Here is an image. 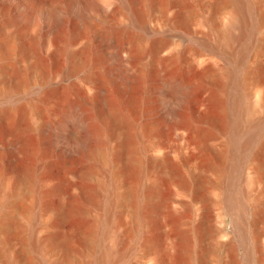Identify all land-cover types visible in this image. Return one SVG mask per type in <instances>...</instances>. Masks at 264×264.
Returning a JSON list of instances; mask_svg holds the SVG:
<instances>
[{
    "label": "rangeland",
    "instance_id": "obj_1",
    "mask_svg": "<svg viewBox=\"0 0 264 264\" xmlns=\"http://www.w3.org/2000/svg\"><path fill=\"white\" fill-rule=\"evenodd\" d=\"M175 1L188 7L185 22ZM251 5L242 104H251L253 111L241 118L244 131L253 120L264 119V0ZM138 8L145 12L146 29L120 13L96 23L99 34L86 36L83 49H71L89 51L81 60L98 78L95 92L80 81L85 68L69 76L71 62L47 44L42 47L44 37L28 32L15 41L23 51H0V107L11 108L10 116L0 119V200L7 193L17 199L4 217L13 224L0 229L7 249L0 264H99L102 248L119 247V256L101 264H264V151L256 148L229 184V125L236 116L225 83L229 64L218 58L219 73L211 79L196 61L208 51H239L242 42L226 38L236 5L231 0H147ZM5 15L0 0V42L13 31ZM156 45L181 51L182 57H153ZM116 51L131 55L130 85L121 81ZM169 77L188 86L185 104L164 86ZM107 105L123 112L137 130L148 129L137 143L143 166L138 180L119 155L125 131L114 125ZM73 111L101 127L105 139L93 141L90 150L106 151V160L88 151L72 154L77 145L69 139ZM87 136L83 132V139ZM150 161L157 163L149 166ZM28 171L35 176L34 190L17 185ZM112 174L122 196L108 207L110 189L102 184ZM133 186L137 204L125 196ZM239 198L247 205L243 215L235 205ZM29 235L37 250L27 247ZM53 239H63L68 251L52 249Z\"/></svg>",
    "mask_w": 264,
    "mask_h": 264
},
{
    "label": "bare ground",
    "instance_id": "obj_2",
    "mask_svg": "<svg viewBox=\"0 0 264 264\" xmlns=\"http://www.w3.org/2000/svg\"><path fill=\"white\" fill-rule=\"evenodd\" d=\"M142 1L145 2L147 0H1V5L6 13L5 25L11 27L13 31L9 39L0 42V51H23L15 41L27 36L28 32L35 36V38L44 37V42L40 43L42 47L47 44L54 51H59L65 55L71 62L69 76L78 72L80 68H85L84 72L86 73H84L80 81L85 89L95 92L99 84L98 78L88 68L87 63L81 60V56L89 51H71V49L74 47L83 49L86 46V36L91 33L99 34L95 26L96 23L103 24L109 19L112 20L120 13L126 15L134 25L146 29L145 12L138 8V4ZM231 2L236 5V18L228 24L226 38L228 42L231 40L242 42L239 51H208L206 54H200L196 60L203 66L202 74L211 77V79H215L219 73L214 67V63H216L218 58H224L229 64L224 72L225 83L232 94L229 102L230 110L236 114L232 124L229 125L231 132L228 143L230 185L234 183V178H237L234 175L240 174L247 158L254 156L255 149L258 148L261 152L264 151V119L253 120L249 127L245 128V131L242 128L241 120L244 114H251L253 111L251 104H242L245 99L244 87L247 80V72L244 65L250 53V45L246 41L253 33L250 20L253 6L251 5V0H231ZM174 4L183 7V10H181L183 12L179 15V19H181V22H185L188 7L182 1H175ZM160 11L161 15H164L167 10L162 8ZM70 22H72V27L69 26ZM57 35H59L60 39L56 38ZM164 50L165 46L156 45L155 51H152L153 57H159L165 53L168 59L182 57L181 51ZM116 56L119 58V65L122 71H124L121 81L127 85L132 84L134 75L127 69V63L131 55L128 51H116ZM163 82L167 89L179 94L180 100L184 104L188 101L189 88L186 84L172 77L164 79ZM96 94L99 95V93ZM131 106H134V104ZM10 109L9 107H0V119L9 117L11 114ZM107 111L114 125L125 131L119 155L126 159L127 167L132 172L134 179L138 180L143 174V166L141 165L139 154L141 150L139 151L137 143L140 137L146 135L148 129L143 127L141 130H137L133 122L112 105H107ZM168 112L171 115H175V110L171 107L168 109ZM69 122L73 125L72 134L74 135H70V142L77 143L72 154L88 151L92 157L98 155L99 157H104V160H106V155H109L106 151L96 152L90 150V145L93 141H104L105 139V134L101 130V127L97 125L94 127L90 126L86 118L78 111L70 113ZM83 132L88 134L86 139H83ZM220 158L225 159L226 156L221 154ZM105 163L106 167L110 168V163H107V161ZM156 163V161H150L148 164L149 166H154ZM20 184H26L34 190V187H36L34 173L32 171L22 173L17 179V185ZM102 185L110 189L112 198L108 202V207H111L122 196L117 191L118 183L116 176L112 174L109 181ZM125 196L131 198L133 203L137 204L139 201L137 187L133 186ZM16 202L17 199L14 193L5 194L0 200V229L13 224L5 220L4 217L6 208L14 206ZM235 205L236 207H240L239 211L243 215L247 207L244 200L241 198L237 199ZM137 221L139 223L142 222L140 216L137 218ZM52 241H50L52 249L60 246L68 251L63 239H53ZM26 245L33 250L39 248V245L31 235L28 236ZM119 249L102 248V257L97 262L101 264L107 259H115L119 256L118 254H120L122 247H119ZM0 256L7 258V249L3 241H0ZM7 264L18 263L7 261ZM39 264L42 263L40 262Z\"/></svg>",
    "mask_w": 264,
    "mask_h": 264
}]
</instances>
